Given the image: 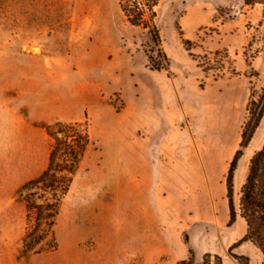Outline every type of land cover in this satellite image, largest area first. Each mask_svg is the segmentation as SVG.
<instances>
[{"label": "rangeland", "instance_id": "rangeland-1", "mask_svg": "<svg viewBox=\"0 0 264 264\" xmlns=\"http://www.w3.org/2000/svg\"><path fill=\"white\" fill-rule=\"evenodd\" d=\"M263 10L157 0L156 44L119 0H0V264H264L251 241L236 245L246 226L226 225L225 188L264 89ZM159 52L165 70L150 66ZM55 122L93 144L60 201L54 247L23 253L29 191L18 190L47 166ZM263 143L264 112L234 171L236 205Z\"/></svg>", "mask_w": 264, "mask_h": 264}, {"label": "trees", "instance_id": "trees-1", "mask_svg": "<svg viewBox=\"0 0 264 264\" xmlns=\"http://www.w3.org/2000/svg\"><path fill=\"white\" fill-rule=\"evenodd\" d=\"M252 0H247L250 3ZM264 5V0H253ZM157 0H119L120 9L132 26L149 27L151 39L157 44L159 36L154 27V11ZM148 14L146 17L145 14ZM264 17V10L262 11ZM163 63H154L149 56L152 69H167L168 60L159 52ZM247 119L243 124L238 148L229 162L225 177L228 220L234 224L239 216L245 222L246 232L236 242L251 241L264 257V143L248 161L245 179L241 185L237 205L233 198V175L238 160L250 142L264 112V89L257 100L247 104ZM56 129L52 132L51 129ZM47 133L53 139L49 149L48 164L35 178L27 180L18 190H28L22 200L25 207V232L21 239L23 253L46 252L54 247L53 220L58 212L61 199L68 191L72 176L83 150L93 144L86 133H74L70 123L55 122L48 126ZM58 135H61L58 137ZM40 200V202H36ZM207 257V254L204 255ZM202 264H209L204 258Z\"/></svg>", "mask_w": 264, "mask_h": 264}]
</instances>
